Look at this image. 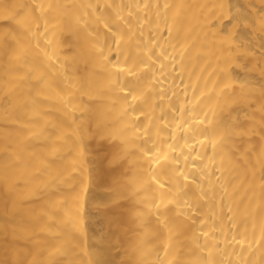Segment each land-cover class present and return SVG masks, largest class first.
<instances>
[{
    "label": "bare ground",
    "instance_id": "obj_1",
    "mask_svg": "<svg viewBox=\"0 0 264 264\" xmlns=\"http://www.w3.org/2000/svg\"><path fill=\"white\" fill-rule=\"evenodd\" d=\"M0 264H264V0H0Z\"/></svg>",
    "mask_w": 264,
    "mask_h": 264
}]
</instances>
